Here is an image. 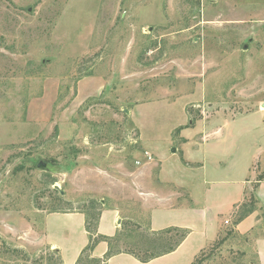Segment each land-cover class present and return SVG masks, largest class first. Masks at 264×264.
Instances as JSON below:
<instances>
[{
	"label": "rangeland",
	"instance_id": "1",
	"mask_svg": "<svg viewBox=\"0 0 264 264\" xmlns=\"http://www.w3.org/2000/svg\"><path fill=\"white\" fill-rule=\"evenodd\" d=\"M263 104L264 0H0V264H63L31 222L92 201L145 231L140 133L163 147L173 125L227 119L243 163L245 148L264 152ZM255 166L254 189L264 158ZM252 194L202 264H256L258 234L234 228L252 207L264 216ZM79 264L105 262L91 252Z\"/></svg>",
	"mask_w": 264,
	"mask_h": 264
},
{
	"label": "crops",
	"instance_id": "2",
	"mask_svg": "<svg viewBox=\"0 0 264 264\" xmlns=\"http://www.w3.org/2000/svg\"><path fill=\"white\" fill-rule=\"evenodd\" d=\"M86 88H81L82 94L87 92ZM94 89L96 86L88 92ZM258 111L264 121V109ZM142 114L141 111L139 115ZM133 118L136 120L138 116ZM229 122L220 119L217 125L203 127L173 125L172 141L163 147L143 141V134L140 133L139 139L145 150L153 155V160L145 161L139 169L142 173L139 175L140 196L147 211V226L155 231L171 227L189 231L176 250L151 261L141 262L132 254L123 252L112 256L105 264H191L203 249L219 237L221 228L228 224L226 220H230L248 192H252L264 205V180L258 182L256 189L252 185L253 174L257 175L255 165L264 158V152L257 151L261 148L247 152L245 148L242 154L247 155V159L239 163V146L233 142L228 148L225 143ZM179 127L182 128L177 132ZM176 137L181 139L179 145H173L178 140ZM173 148H176L175 152ZM196 187L201 189L198 197L194 192ZM261 210L255 208L234 226L237 233L258 234L252 241L256 264H264V216ZM85 220L82 211L43 213L31 222V233L36 242L55 250L63 264H76L89 243ZM123 220L119 207H104L98 232L112 237L121 229ZM107 250L108 242L100 241L93 249L92 257L103 258Z\"/></svg>",
	"mask_w": 264,
	"mask_h": 264
},
{
	"label": "trees",
	"instance_id": "3",
	"mask_svg": "<svg viewBox=\"0 0 264 264\" xmlns=\"http://www.w3.org/2000/svg\"><path fill=\"white\" fill-rule=\"evenodd\" d=\"M181 128L182 127H179L177 129V132ZM262 180H264V173L257 178L256 185L258 186V182ZM251 197L253 198V200H251L252 202L254 201L255 197L253 194ZM92 202H93L92 205L93 210L88 209L82 211L85 213V218H86L85 225H86V230L89 233V243L82 250L76 264H79L80 261L85 256H91V252L100 241L108 242V250L103 256V258H98L100 261L106 262L112 256L124 252V253L132 254L141 262H148L154 258L163 256L165 254L171 253L174 250H176L188 234V230L179 227H171L157 231L146 228L145 231L138 233V230L142 228V225H140L137 222L133 223L130 220L128 221L123 220L121 229H124L125 231H123L122 233L120 229L116 235L112 237H108L98 232V223L102 209L95 211L97 204L95 201ZM254 209L255 207H252V209L247 214L241 215L239 218H237L235 220V225L238 224L245 216H247ZM135 231L137 232L136 240L131 244L128 243L125 244V248H123L120 245V238L122 234L129 236L131 235V232H135ZM225 240L226 237L219 239L217 243L222 244ZM200 260L201 259L197 255L191 264H202V261ZM202 260L204 259L202 258Z\"/></svg>",
	"mask_w": 264,
	"mask_h": 264
},
{
	"label": "built area",
	"instance_id": "4",
	"mask_svg": "<svg viewBox=\"0 0 264 264\" xmlns=\"http://www.w3.org/2000/svg\"><path fill=\"white\" fill-rule=\"evenodd\" d=\"M144 154H145V157H146V159H147L148 161L153 160V155H152V153H150L149 151H145ZM137 163H140V161H137ZM228 222H229V220H226V223H228Z\"/></svg>",
	"mask_w": 264,
	"mask_h": 264
},
{
	"label": "water",
	"instance_id": "5",
	"mask_svg": "<svg viewBox=\"0 0 264 264\" xmlns=\"http://www.w3.org/2000/svg\"><path fill=\"white\" fill-rule=\"evenodd\" d=\"M172 151L175 152L176 151V148H173Z\"/></svg>",
	"mask_w": 264,
	"mask_h": 264
},
{
	"label": "bare ground",
	"instance_id": "6",
	"mask_svg": "<svg viewBox=\"0 0 264 264\" xmlns=\"http://www.w3.org/2000/svg\"><path fill=\"white\" fill-rule=\"evenodd\" d=\"M262 108L264 109V106H262Z\"/></svg>",
	"mask_w": 264,
	"mask_h": 264
}]
</instances>
